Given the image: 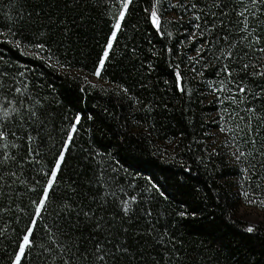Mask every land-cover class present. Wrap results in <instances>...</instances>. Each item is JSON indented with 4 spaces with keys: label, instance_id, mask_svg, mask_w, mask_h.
I'll return each mask as SVG.
<instances>
[{
    "label": "trees",
    "instance_id": "trees-1",
    "mask_svg": "<svg viewBox=\"0 0 264 264\" xmlns=\"http://www.w3.org/2000/svg\"><path fill=\"white\" fill-rule=\"evenodd\" d=\"M152 2L134 0L135 10L126 18L127 27L118 33L107 70L98 79L102 84L93 88L85 77L94 76L91 73L111 32V13L104 0H0V33H8L9 29L19 31L23 25L25 42L36 43L43 37L50 51L42 55H50L53 65L50 68L45 61L31 58L35 49H25L29 55H20L11 44L3 43L5 38L12 40L13 36L0 35V72L9 74L0 81V123L5 122V109L19 108L16 101L20 97L14 87L23 84L28 86L25 95L43 98L47 118L39 147L43 159L38 165L26 166L20 181L45 179L38 176L37 170L51 167L69 122L79 112L82 117L79 134L66 156L63 183L56 198L59 200L68 183L75 181L82 192V205L95 212L97 219L103 218V227L97 231L90 222H82L78 228L69 227L54 214L48 215L35 232V242L40 247L31 252L27 264H65L68 259L72 264H103L93 256L81 259L77 253V249L79 253L86 250L92 253L97 240L110 241L111 251L120 245L129 249L127 254L116 252V258H109L107 264H264V227L257 226L256 233L247 234L243 231L247 224L238 211L235 222L228 219L233 215L228 205L236 199L237 182H243L231 153L236 147L246 146V119L251 115L247 108L255 107L257 117L264 116V102L238 94V102L233 103L226 92H213L209 82L219 86L218 81L223 78L216 75L215 49L205 52L200 63H195L201 39L198 33L195 40L191 39L190 34L196 29L186 15L180 19L183 13L179 9L170 8L164 13L163 27L165 32H172V37L161 38L145 19L147 13L143 9L149 8ZM164 2L167 4L169 0ZM233 19L235 22L239 18ZM133 47L137 49L135 54L131 51ZM167 48H172L171 55ZM153 51L157 55H152ZM147 63L154 66L151 73ZM170 63L180 65L191 96L175 91ZM202 64L210 66L202 68ZM201 71L203 76L198 74ZM19 72L25 73L24 77ZM12 77H15L14 84ZM165 79L168 85L164 84ZM244 83L252 92H259V87L264 86L260 78L254 82L246 79ZM119 86L127 87L129 96L119 92ZM144 105L151 106V113L142 110ZM88 115L93 119L89 120ZM6 122L20 136L29 130L27 125L23 131L20 129L16 113ZM257 123L259 147L264 144V121L257 120ZM220 128L232 131L221 132ZM216 135L222 138L223 148L216 144ZM121 136L127 141L124 148L130 150L118 147ZM9 142L17 145L8 149L10 154L25 155L19 140L9 137ZM93 149H107L112 156L93 159ZM158 149L166 150L170 159L167 164L157 161L158 167L154 168L149 162L156 160ZM171 157H175L174 162ZM117 161L136 166L126 168ZM181 161L191 166V183L197 191L180 194L169 188L173 199L153 198L145 190L147 174L155 172L157 179L164 183L166 175L182 171ZM261 172L264 174V170ZM130 183H135L137 188L133 190ZM128 193L137 195L138 203L133 206L131 218L122 221L119 205ZM258 194L264 195V185ZM34 196L19 181L11 188L0 181V231L3 232L0 264H10L14 241L28 223L30 200ZM178 201H183L189 211H197L195 220L191 217L182 220L176 215L182 210ZM19 209L25 211L22 213ZM149 210L150 217L146 215ZM212 213L215 214L214 230L207 227ZM43 223H58L60 231L53 229L55 235L50 238ZM216 240L222 242V248ZM45 248L50 253H45Z\"/></svg>",
    "mask_w": 264,
    "mask_h": 264
},
{
    "label": "snow or ice",
    "instance_id": "snow-or-ice-1",
    "mask_svg": "<svg viewBox=\"0 0 264 264\" xmlns=\"http://www.w3.org/2000/svg\"><path fill=\"white\" fill-rule=\"evenodd\" d=\"M104 2L107 5V11L111 13L109 18L112 23L110 25V35L107 37L102 53L98 57L94 70L91 73L97 79H102V73L107 70L106 65L110 59V51L113 49L114 41H116L118 33L127 27L125 23L126 18L136 7L134 0H104ZM170 8L182 10L181 20H183L185 15L188 17L189 24L196 29L195 32L190 34L191 39L195 40L197 33L199 34L201 46L196 50L198 58L195 63H200V59L203 58L205 52L211 51L213 48L215 49L213 59L218 65L216 75L223 78L219 79V86H217L216 82H209V87L212 88L213 92H226L233 103L238 102V94L239 96H248L250 100H261L264 102V86L259 87V92H252L247 84L244 83L246 79L254 82L256 78H260L262 84H264V0H247V3L244 0H175V3H172L169 0L167 4H165L164 0H153L150 7L143 9V11L147 13L145 17L146 22L151 24L156 34L161 38L165 35L169 38L172 37V32H165L163 27L166 23L163 20L164 13ZM28 15L31 16V13H28ZM234 17H238L239 19L234 22ZM167 23L173 22L168 21ZM22 27L19 31L9 29L8 33H0V35H5V37L7 35L13 36L12 40L5 38L3 43L11 44L20 52V55H29V53L24 51L25 49H35V52L30 54L31 58L43 60L48 67H53L51 64L52 57L50 55L47 57L42 55L50 51L45 39L42 37L36 43L25 42ZM220 41H223V43L221 44ZM131 51L135 54L137 49L133 47ZM166 51L171 55L173 50L172 48H167ZM152 55H157V53L153 51ZM146 66L149 73L154 71L153 64L147 63ZM208 66L210 65H201L202 68ZM169 67L172 69L171 75L175 78V91L181 95L191 96V89L186 87L180 65L170 63ZM192 70L196 72L195 67ZM198 74L203 76L202 71ZM8 75L7 71L0 72V81L4 80ZM18 75L24 77L25 73L19 72ZM85 80H87V77H85ZM12 82L13 84L15 83V77H12ZM164 84L168 85L169 81L165 79ZM27 87V84H23L22 87H14V92L20 97L16 101L19 108L5 109L3 113L5 122L0 123V142H3V150L0 151V181H3L4 185L8 188H11L13 183L19 181L27 192L35 193L34 198L30 200L31 212L28 223L25 225L22 235L18 236L14 241L15 250L11 254L10 264H27L30 260L31 252L40 247L35 242V232L41 226V222L47 220L48 215L54 214L60 221L68 224L69 227L78 228L82 222L92 223V226L97 231H100L103 227L101 223L103 218L97 219L95 212L90 208L86 209L82 205V192L75 181L68 183L64 195L59 200L56 198L57 191H59L63 183L66 156L76 135L79 134L82 118L79 112L69 122L65 131V138L53 158L51 167H42L37 170L38 176H43L45 179L41 181L39 178H34L27 182L20 181V174L26 166L38 165L40 164V159H43L39 152V147L43 143L41 133L47 124L43 98L39 95H25ZM91 87L95 88L96 85L92 84ZM142 87H146V85H142ZM119 92L125 96H129V89L127 87L119 86ZM217 99H221V97L218 96ZM9 103L11 104V102ZM136 103H140V101L136 100ZM165 108H167V105H165ZM142 110L151 113L152 108L150 105H144ZM247 112L251 115L246 119L248 129L245 132V136L248 137L246 146L243 149L236 147L231 153V160L238 166L241 180L243 181L237 182L236 199L228 205V208L233 213L228 219L233 222H235L237 211L242 215L251 213L253 215L264 216V195L258 194V190L264 185V174L261 172V170H264V144L257 147L256 140V136L259 135L257 120L264 121V116L257 117V109L255 107H248ZM12 113L17 114L20 121L19 127L22 131L25 125L29 129L24 132L23 136L12 131L7 125L6 121ZM87 118L89 120L93 119L92 115H88ZM220 131L230 133L232 129L220 128ZM9 137L21 142L23 145L21 151L25 155H20L19 152L9 153V148L17 147L15 143L9 142ZM38 140L40 143H37ZM120 141L121 143L118 147L123 150H130V148H124L127 141L123 136L120 137ZM33 145H36V147H33ZM93 153V159L97 156H112V153L107 151V149L103 151L93 149ZM155 155L156 160L149 162L154 168L158 167L157 161L164 164L169 163L170 158L166 150L160 152L158 149ZM171 160L174 162L175 157H171ZM117 163L123 164L126 168L136 166L135 163L120 161H117ZM180 167L182 171L174 172L170 176L166 175L164 183H161L157 179L155 172H149L145 177L147 181L145 190L149 191L153 198L163 200L173 199L169 194V188L180 194H184L187 191H197L196 186L191 183V166L181 161ZM161 171L167 172V169H161ZM129 186L133 190L137 188L135 183H130ZM112 195L115 196V193ZM137 203L138 196L132 193H128L126 199H121L119 213H122L120 217L122 221L124 218H131V214L134 211L133 206ZM177 203L182 205V210L176 212L178 217L182 220H186L189 217L195 220L197 217L196 210L189 211L183 201H178ZM50 205L52 206L50 207ZM19 211L23 213L25 210L19 209ZM146 215L150 217L152 215L151 210L147 211ZM81 218H83V221ZM225 223H227V220H225ZM254 224L255 221L250 220L243 231L247 234L256 233L258 229ZM207 227L210 230L215 229L214 213L209 214ZM43 228L50 238L55 235L53 229L60 231L58 223L53 225L43 223ZM124 231H127V229L125 228ZM0 238H3L2 231H0ZM172 239L174 243L175 238L173 237ZM215 242L221 248L223 247L220 240H216ZM109 243L110 241L107 240H97L92 253H88L87 250L84 253H79V249H77V253L81 259L93 256L96 261L107 264L109 258L113 260L116 258V252L122 254L129 252V249L123 245L116 247L115 251H111L108 249ZM50 251L48 248L44 249L45 253H50ZM176 258L179 259V256L177 255ZM65 264H72V260H66Z\"/></svg>",
    "mask_w": 264,
    "mask_h": 264
},
{
    "label": "rangeland",
    "instance_id": "rangeland-1",
    "mask_svg": "<svg viewBox=\"0 0 264 264\" xmlns=\"http://www.w3.org/2000/svg\"><path fill=\"white\" fill-rule=\"evenodd\" d=\"M87 81L91 84H95L96 86H99L101 85L102 83L99 82V80L93 76V77H88L87 78ZM215 140H216V144L218 146H220L221 148L224 147L223 145V140L222 138H220L219 136H215L214 137ZM238 215L241 217V219L247 224L250 220H254L255 221V224L254 226L257 227V226H260V227H264V216H258V215H253L251 213H245V214H241L239 211H238Z\"/></svg>",
    "mask_w": 264,
    "mask_h": 264
}]
</instances>
